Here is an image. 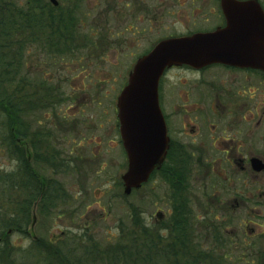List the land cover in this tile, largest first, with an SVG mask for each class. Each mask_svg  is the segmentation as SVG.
<instances>
[{
    "label": "rangeland",
    "instance_id": "1",
    "mask_svg": "<svg viewBox=\"0 0 264 264\" xmlns=\"http://www.w3.org/2000/svg\"><path fill=\"white\" fill-rule=\"evenodd\" d=\"M259 1L264 7V0ZM76 16L81 23L76 30L79 37H75V46L71 52L64 55L49 54L34 47V41L28 43L30 55L25 64L27 78L50 82V85L41 82V99L46 107L55 103L57 116L50 117L47 124V113L50 111L43 107L39 111L42 117L40 128L28 126L27 138L32 147L38 146L36 144L39 141L46 146L49 143L53 146L54 152L51 151L52 154L47 159L54 161L57 171L46 170L50 174L47 177L43 175L42 180L46 184L42 193H51V201L46 203L50 214L43 215L35 211L36 204H31L30 216L33 223L28 221L26 232L16 230L8 234L7 244L13 249L11 260H14L16 250H30L35 237L48 238L55 243H67L73 237L85 234L87 238L90 236L85 243L87 246L93 243L103 246L122 238L120 226L130 227L132 208L141 217L140 221L149 225L148 223L157 219L158 210L169 207V193L172 192L170 183L177 186L179 184L176 180L169 183L159 173L153 174L141 189L122 196L123 186L119 181L128 165L118 129L117 95L126 84L137 58L148 52L158 41L175 35L209 31L221 22L220 0H84L79 10H76ZM225 70L214 66L200 73L178 67L167 71L160 83L161 94L173 92L172 100L169 95H163L162 99L167 102L166 111L172 114V110L176 112L201 108L203 104L195 92L201 86H198L199 81L244 80H237L234 73ZM253 79L257 93L261 87L256 81H263L262 76L255 73ZM188 91L190 95H187ZM55 94H58V99L53 101L48 95ZM261 99V96L255 99L258 106L253 127L252 150L255 153L264 150ZM28 103L31 104L29 101ZM59 150L60 154L57 156L55 152L58 154ZM16 166V161L7 155L5 149L0 148V172L15 169ZM186 167L190 169L189 165ZM233 170L230 168V173H234ZM45 178L51 181L48 186ZM194 183L200 185L199 181ZM236 185L241 190L240 182ZM181 190L182 197L177 201L172 199V202L188 205L185 202L187 199H182L187 197V193L183 188ZM195 190H198L196 194L199 196L203 187ZM5 194L7 196L0 193V224L2 213H16L15 199L9 197L14 194ZM224 196L220 194L219 198L224 200ZM188 200L190 205L199 206L192 203L191 198ZM197 213L199 217L203 216L202 212ZM238 213L243 216L246 214L239 211L232 214L235 216ZM232 214H223L226 217L222 219L231 222ZM216 215L220 216L221 213ZM256 221L262 223L264 217L256 216ZM233 222L234 225L228 230L233 235L242 233L236 228V221ZM195 226L201 227V222L197 221ZM130 229L123 231L128 234ZM244 230H248L246 232L250 238L245 236V244L241 246L235 240L231 253L233 259L238 255L244 257L245 255L239 254L240 251L245 246L251 248V244L255 242L257 249L264 248V226L248 224ZM162 240L168 241V236L162 237ZM196 242L199 247L210 244L202 236H198ZM74 253L76 252H67L65 255L70 257ZM93 254L83 252L81 260H76L75 263L70 258H59L54 264H107L106 256ZM24 261L25 264L47 263L41 252L32 251Z\"/></svg>",
    "mask_w": 264,
    "mask_h": 264
},
{
    "label": "trees",
    "instance_id": "2",
    "mask_svg": "<svg viewBox=\"0 0 264 264\" xmlns=\"http://www.w3.org/2000/svg\"><path fill=\"white\" fill-rule=\"evenodd\" d=\"M83 1L59 0V3L54 5L49 0H0V148L5 149L7 155L17 163L15 169L0 172V193L5 196H7L5 192L14 194L9 197L10 199L14 197L16 209V213L9 215L2 213L0 264H25L24 259L31 255V251L41 252L48 264L50 262L54 264L59 258L63 260L70 258L72 263H75L76 260H81L83 252L100 253L107 257V264H264V248L257 249L256 242L251 244V248L245 246L244 250L240 251L239 254L245 255L244 257L238 255L233 259L231 256L235 240L237 239V242L239 241L237 245L241 246L245 244V235L238 232L235 236L228 228L234 225L233 220L236 221V228L240 224L245 225L249 220L248 215L238 213L235 217L233 212L228 211L221 213L220 216H214L204 210L203 216L199 217L192 205L190 208L195 213L187 205H180L179 202L172 203L174 207L172 213L160 228L155 229L152 223L147 225L140 221L141 217L132 208L133 219L130 227L120 226L122 238L114 242H108L103 246L96 243L87 246L85 243L89 241L90 236L87 238L85 234L77 235L67 243H55L48 238L35 237L34 245L29 247L30 250H16L14 260H11L13 249L7 244L8 234L16 230L26 232L25 227L29 222L32 224L31 204H36L35 211L43 215L50 214L46 209L49 205L46 203H50L51 193H42L46 185L42 180L43 175L47 177L50 174L46 173V170L57 171L54 161L50 162L47 159L52 154L51 151L54 152L53 146L50 143L46 146L44 142L39 141L36 144L38 146L32 147L27 138L28 126L35 125L40 128L42 117L39 111L43 107L50 111L47 113V124L50 117L57 116L55 103L46 107L41 99L42 93L39 88L41 82L47 85H50V82L27 78L25 64L30 55L28 43L34 41V47L49 54L64 55L68 51L71 52L75 46L73 44L75 37H79L76 30L80 28L81 23L76 16V10H79ZM48 96L53 101L58 99V94ZM48 134L50 138L51 132ZM28 150L32 152L31 159L28 158ZM157 173L163 175L169 183L179 180L177 183L180 186L188 169L184 159H176L169 154L163 166L153 172ZM45 181L47 186L51 182L47 178ZM119 183L122 184V180ZM170 185L171 199L179 200L183 195L182 187L172 183ZM133 192L135 190L131 193ZM130 194L122 191V196ZM185 202L189 205L188 199ZM226 213L232 214L231 222L222 219L226 217L223 216ZM197 221L201 222V227L195 226ZM128 228H131L128 234L133 233L131 236L123 231L127 232ZM167 229L173 234L171 236L173 240H170L173 243L166 245L161 235L158 236L159 240L155 241L157 234L162 231L166 234ZM198 236L204 237L205 242H212L215 246L209 247L210 250L199 247L196 242ZM246 237L250 238V235ZM67 252L76 253L67 257L65 255Z\"/></svg>",
    "mask_w": 264,
    "mask_h": 264
},
{
    "label": "flooded vegetation",
    "instance_id": "3",
    "mask_svg": "<svg viewBox=\"0 0 264 264\" xmlns=\"http://www.w3.org/2000/svg\"><path fill=\"white\" fill-rule=\"evenodd\" d=\"M220 14V24L210 30L225 25L221 5ZM214 66L226 69L225 71L231 74L234 73L237 80L238 78L244 80L199 81L198 86H201L195 92L199 101L203 104L202 107L198 110L183 109L176 112L172 110V114H169L165 109L167 102L162 98L165 94L166 96L169 95L172 100L173 92H162L161 94L160 88L161 80L167 71L178 67L200 73ZM255 73L261 75L263 80L256 81L258 86L261 87V90L257 93L255 81H252ZM159 81V104L169 137V147L161 167L169 154L176 156V159L184 156V163L189 165L190 169H188L187 175L184 176V180L180 181V186L187 193L188 198L185 196L186 199L191 198L192 203L199 204V206L192 205L196 212L207 210L214 216H217V213L228 211L249 214L251 216L248 215L249 220H247V223L245 225L240 224L238 226L240 228L237 227L245 236H248L246 235L247 230H244L248 224L263 227L264 221L262 223L256 221V216L264 217V150L255 153L252 147L254 144V116L258 113V106L255 103L257 96L262 97L261 108L262 115H264V71L224 63H211L200 68L182 64L166 68ZM180 85L182 86V84ZM187 95H190V91L187 92ZM28 153V158L31 159V150H28ZM55 154L58 156L60 150L58 154L56 152ZM254 158H257L260 161L259 164H262L261 169H255L252 163ZM230 168L234 169V173H230ZM259 176L262 177V180H259ZM195 181H199L200 185L195 184ZM235 182H240L239 187L241 190L238 189ZM199 187H203V190L198 196L196 194L198 190L195 189ZM220 194L225 195L224 200L219 198ZM169 196V207L156 212L157 219L152 222L155 229L164 225V220L172 213L174 207L170 193ZM187 206L194 212L190 208V204ZM163 230L165 231V229ZM160 235L163 238L168 236V241L165 242L166 245L173 243L170 241L173 240L170 229H167L166 234L163 231L157 234L155 241L159 240L158 236ZM201 246L204 248L203 245ZM213 246L215 244L210 242L208 246H205V250Z\"/></svg>",
    "mask_w": 264,
    "mask_h": 264
},
{
    "label": "water",
    "instance_id": "4",
    "mask_svg": "<svg viewBox=\"0 0 264 264\" xmlns=\"http://www.w3.org/2000/svg\"><path fill=\"white\" fill-rule=\"evenodd\" d=\"M220 5L225 25L161 39L137 58L117 95L119 135L128 158L124 193L146 182L166 156L169 137L158 91L166 68L224 63L264 71V9L259 0H220ZM252 163L262 168L257 158Z\"/></svg>",
    "mask_w": 264,
    "mask_h": 264
}]
</instances>
